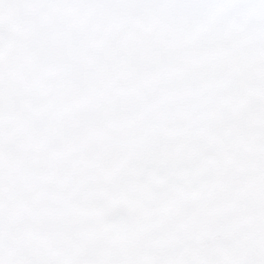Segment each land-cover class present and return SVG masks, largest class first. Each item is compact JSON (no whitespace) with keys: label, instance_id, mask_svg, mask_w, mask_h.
Segmentation results:
<instances>
[{"label":"snow or ice","instance_id":"snow-or-ice-1","mask_svg":"<svg viewBox=\"0 0 264 264\" xmlns=\"http://www.w3.org/2000/svg\"><path fill=\"white\" fill-rule=\"evenodd\" d=\"M0 264H264V0H0Z\"/></svg>","mask_w":264,"mask_h":264}]
</instances>
